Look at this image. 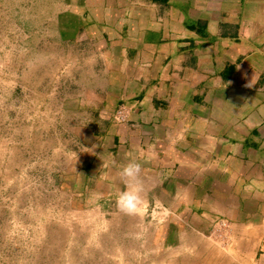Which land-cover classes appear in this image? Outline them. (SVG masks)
I'll return each mask as SVG.
<instances>
[{
	"label": "crops",
	"instance_id": "0c3cea01",
	"mask_svg": "<svg viewBox=\"0 0 264 264\" xmlns=\"http://www.w3.org/2000/svg\"><path fill=\"white\" fill-rule=\"evenodd\" d=\"M49 4L82 207H111L128 264H264V0ZM130 160L141 216L116 207Z\"/></svg>",
	"mask_w": 264,
	"mask_h": 264
},
{
	"label": "rangeland",
	"instance_id": "374dc122",
	"mask_svg": "<svg viewBox=\"0 0 264 264\" xmlns=\"http://www.w3.org/2000/svg\"><path fill=\"white\" fill-rule=\"evenodd\" d=\"M49 2L0 0V264H128L111 207H82Z\"/></svg>",
	"mask_w": 264,
	"mask_h": 264
},
{
	"label": "clouds",
	"instance_id": "9594fccd",
	"mask_svg": "<svg viewBox=\"0 0 264 264\" xmlns=\"http://www.w3.org/2000/svg\"><path fill=\"white\" fill-rule=\"evenodd\" d=\"M141 163L130 160L125 164L120 176L126 185V190L121 191L116 199V207L119 212L127 216H141L145 209L144 184L142 181Z\"/></svg>",
	"mask_w": 264,
	"mask_h": 264
},
{
	"label": "built area",
	"instance_id": "2783aa9c",
	"mask_svg": "<svg viewBox=\"0 0 264 264\" xmlns=\"http://www.w3.org/2000/svg\"><path fill=\"white\" fill-rule=\"evenodd\" d=\"M129 109L126 105H121L119 108H117L113 115L112 119L114 122H124L126 120V117L128 115Z\"/></svg>",
	"mask_w": 264,
	"mask_h": 264
}]
</instances>
